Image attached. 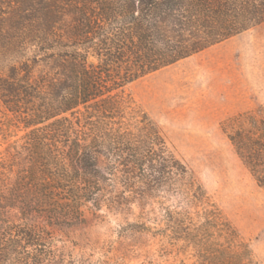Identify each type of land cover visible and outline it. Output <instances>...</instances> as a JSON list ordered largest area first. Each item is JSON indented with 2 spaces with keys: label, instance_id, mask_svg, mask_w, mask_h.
Listing matches in <instances>:
<instances>
[{
  "label": "trees",
  "instance_id": "16d2710c",
  "mask_svg": "<svg viewBox=\"0 0 264 264\" xmlns=\"http://www.w3.org/2000/svg\"><path fill=\"white\" fill-rule=\"evenodd\" d=\"M262 23L264 0H0V99L24 130L0 155V264H78L52 229L155 202L192 264H259L123 88ZM221 128L264 189V103Z\"/></svg>",
  "mask_w": 264,
  "mask_h": 264
},
{
  "label": "rangeland",
  "instance_id": "374dc122",
  "mask_svg": "<svg viewBox=\"0 0 264 264\" xmlns=\"http://www.w3.org/2000/svg\"><path fill=\"white\" fill-rule=\"evenodd\" d=\"M30 57L32 55H29ZM7 65L0 62V67ZM125 94L158 125L170 149L193 171L210 199L250 242L264 264V189L221 128L228 118L264 103V23L141 77ZM0 99V155L24 134ZM11 150V149H10ZM162 195V193H161ZM165 205L174 199L157 197ZM160 204L146 217L159 214ZM125 214L86 209L85 221L54 228L56 248L78 264H192L157 225L139 217L132 205ZM145 223V224H143Z\"/></svg>",
  "mask_w": 264,
  "mask_h": 264
}]
</instances>
